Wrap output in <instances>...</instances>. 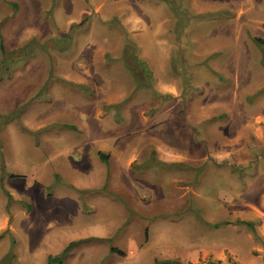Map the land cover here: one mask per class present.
Returning <instances> with one entry per match:
<instances>
[{
  "label": "rangeland",
  "instance_id": "1",
  "mask_svg": "<svg viewBox=\"0 0 264 264\" xmlns=\"http://www.w3.org/2000/svg\"><path fill=\"white\" fill-rule=\"evenodd\" d=\"M0 236L264 264V0H0Z\"/></svg>",
  "mask_w": 264,
  "mask_h": 264
},
{
  "label": "trees",
  "instance_id": "2",
  "mask_svg": "<svg viewBox=\"0 0 264 264\" xmlns=\"http://www.w3.org/2000/svg\"><path fill=\"white\" fill-rule=\"evenodd\" d=\"M101 159L103 161L107 160L106 157H102ZM246 226L251 228V225H249V224H246ZM217 227H218V225L216 226V228ZM0 238H1V236H0ZM74 245H75V243L71 242V243L68 244V246L59 255H57V256H49L47 258L46 264H62L64 262L65 258L67 257L68 253L70 252L71 248ZM110 252L111 253H117V254L123 256L121 252H119V251H117L116 249H113V248L110 249ZM165 264H178V263L169 261V262H166Z\"/></svg>",
  "mask_w": 264,
  "mask_h": 264
}]
</instances>
